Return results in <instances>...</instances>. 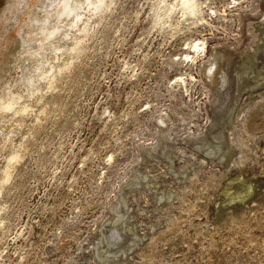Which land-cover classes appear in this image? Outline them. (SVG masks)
<instances>
[{
  "label": "rangeland",
  "instance_id": "374dc122",
  "mask_svg": "<svg viewBox=\"0 0 264 264\" xmlns=\"http://www.w3.org/2000/svg\"><path fill=\"white\" fill-rule=\"evenodd\" d=\"M63 2L0 0V264H264V0H102L46 42Z\"/></svg>",
  "mask_w": 264,
  "mask_h": 264
},
{
  "label": "bare ground",
  "instance_id": "6f19581e",
  "mask_svg": "<svg viewBox=\"0 0 264 264\" xmlns=\"http://www.w3.org/2000/svg\"><path fill=\"white\" fill-rule=\"evenodd\" d=\"M50 1H52V0H50ZM52 3V2H51ZM99 3H101V0H64V2H63V5H62V9L61 10H59L57 13H56V21H57V24L50 30V29H43L42 30V33H43V40L44 41H46V42H53V40H55L56 39V37H57V34L58 33H60L63 29H64V27H66V26H64V24H65V22L67 21V20H69L70 18H71V21L73 22L74 20H78V19H80V18H82V9H83V7H84V5H85V9L86 8H88V7H91V6H93L94 5V8H96L97 9V7H98V4ZM182 3H184V4H186V5H188V6H190V8H192L193 9V7H194V5H193V0H182ZM95 4H97V6H95ZM99 6H100V4H99ZM191 6H193V7H191ZM82 10V11H81ZM46 16H48V14L47 15H45V19H46ZM44 18V17H43ZM44 19V20H45ZM219 55V54H218ZM243 63H245V62H243ZM221 64V63H220ZM247 69L248 68H245L240 74H239V77L240 76H244V75H246L247 74ZM214 70V69H213ZM212 70V71H213ZM264 68L262 69V70H260L259 72H258V74L257 75H255L254 76V80H255V87L256 86H258V85H260L261 84V81H263L264 80ZM261 78V79H260ZM224 79L225 78H223V71H222V69L220 70V72L219 73H216L215 74V76L213 77V80H214V82L215 83H219L220 85H222V83H223V81H224ZM12 103H9V104H7V105H5L3 108H11L12 106ZM220 137H217V140L219 139ZM210 150L209 151H211L213 154H215L216 152L214 151V150H216V151H222V143H220L219 141L217 142V144L215 145V147L214 148H209ZM224 149V148H223ZM225 152H227L226 150H225ZM209 153V152H208ZM224 157H225V154H224V152H223V154L221 155V157H220V159H224ZM226 159V158H225ZM141 176V175H140ZM144 176V175H143ZM146 178H147V176H146ZM136 179V178H135ZM134 183H135V181H134ZM140 183H141V181H140ZM131 184V183H130ZM135 185V184H134ZM140 185V184H139ZM245 188V193H246V191H248V193H246V195H248V194H250V192H251V186H246V187H244ZM225 192H227V190H225ZM243 193H244V191H243ZM244 193V194H245ZM240 194H242V192L240 193ZM236 195V194H235ZM234 195V196H235ZM238 195V194H237ZM246 195H239L238 197H234V198H237V199H235V200H238V199H243ZM123 195H121V197H122ZM163 198V197H162ZM233 199V198H232ZM122 202H125L124 201V198H123V201ZM121 204H123L124 205V203H121ZM120 205V204H119ZM119 205H117L116 206V208H113V213H114V215H116L115 217H114V221H113V225H114V229H115V231H119V233H116V239H121V236H120V232H122L124 229L122 228V226L124 225V219H125V216H126V214H124L125 212H122V210L121 211H119ZM123 205H121V206H123ZM125 206H127V205H125ZM114 207V206H113ZM118 208V209H117ZM121 208V207H120ZM130 217V216H129ZM127 220V218L125 219V221ZM129 220V219H128ZM127 224H128V222H127ZM126 229H129L130 230V227L127 225L126 226V228H125V230ZM135 234V233H134ZM137 235V234H136ZM135 235V236H136ZM114 237V236H113ZM112 241H114L115 242V239H113L112 238V235H110L109 237H107V236H104V239H103V241H102V247L99 249V250H97V256H98V258L100 259V260H103V261H105V262H108V259L110 258H112L115 254H116V248L115 247H112V248H110V246H111V242ZM134 244H136L135 243V241L134 240H132L131 241V246H133ZM108 247V248H107ZM96 250V249H95ZM120 253V252H119ZM124 254V253H123ZM115 259V258H114ZM116 260V259H115ZM119 261V260H118ZM118 261H114L113 263H111V264H119V262Z\"/></svg>",
  "mask_w": 264,
  "mask_h": 264
},
{
  "label": "clouds",
  "instance_id": "9594fccd",
  "mask_svg": "<svg viewBox=\"0 0 264 264\" xmlns=\"http://www.w3.org/2000/svg\"><path fill=\"white\" fill-rule=\"evenodd\" d=\"M101 6H102V0H101ZM109 7H110V6H109ZM156 7H161V8H163V7H165V5L162 3V4H160V5L156 6ZM156 7H153V9L155 10ZM181 7H188V5H186V4H184V3H180L178 6H177V5H173V6H171L172 10H177L178 8H181ZM191 7H193V6H191ZM193 8H194V7H193Z\"/></svg>",
  "mask_w": 264,
  "mask_h": 264
},
{
  "label": "snow or ice",
  "instance_id": "6c2138e0",
  "mask_svg": "<svg viewBox=\"0 0 264 264\" xmlns=\"http://www.w3.org/2000/svg\"><path fill=\"white\" fill-rule=\"evenodd\" d=\"M185 59H187V57H185Z\"/></svg>",
  "mask_w": 264,
  "mask_h": 264
}]
</instances>
